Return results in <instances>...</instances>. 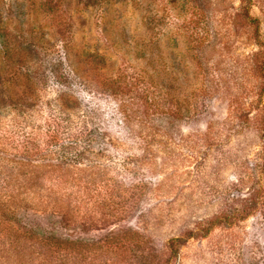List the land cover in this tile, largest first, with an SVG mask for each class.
<instances>
[{"label": "rangeland", "instance_id": "rangeland-1", "mask_svg": "<svg viewBox=\"0 0 264 264\" xmlns=\"http://www.w3.org/2000/svg\"><path fill=\"white\" fill-rule=\"evenodd\" d=\"M1 42L0 264H264V0H0Z\"/></svg>", "mask_w": 264, "mask_h": 264}, {"label": "trees", "instance_id": "trees-1", "mask_svg": "<svg viewBox=\"0 0 264 264\" xmlns=\"http://www.w3.org/2000/svg\"><path fill=\"white\" fill-rule=\"evenodd\" d=\"M0 51H2V56L0 57V61L2 58L5 64L7 65L11 64V60H10L11 45L6 44L5 42H1ZM2 96H3V89L0 83V98H2ZM262 138L264 140V132L262 134ZM250 191L251 192L246 197H243L236 206L231 207L230 209L220 210L218 213L205 219L203 222H199L196 225L197 227L195 228V230L191 232V234L195 233L196 235L203 236V234H205V232H207V230H209L216 223L231 224L233 222L243 220L248 215L252 214L256 208L258 199H257V194L253 193V189Z\"/></svg>", "mask_w": 264, "mask_h": 264}]
</instances>
